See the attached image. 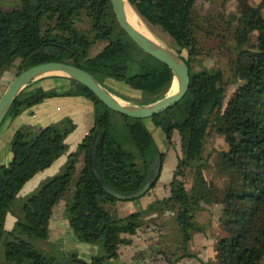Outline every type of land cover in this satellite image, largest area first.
I'll return each instance as SVG.
<instances>
[{"label": "trees", "instance_id": "obj_1", "mask_svg": "<svg viewBox=\"0 0 264 264\" xmlns=\"http://www.w3.org/2000/svg\"><path fill=\"white\" fill-rule=\"evenodd\" d=\"M128 1L146 22L172 38L176 51L187 50V91L174 105L149 117L167 140L173 129L180 135L181 154L169 181V195L119 217L115 207L119 199L107 193L92 174L90 142L95 133L103 134L96 157L100 175L109 187L128 192L144 181L151 147L156 145L151 129L143 118L110 109L77 81L79 89L63 91L29 82L6 116H15L49 96L82 93L93 102L94 123L68 153L61 170L22 198L18 192L23 184L67 150L65 137L74 124L65 116L38 128L22 124L14 131L12 158L7 164L0 163V264H52L61 258L66 260L58 264H108L109 258L118 255L120 244L130 240L123 233H134L146 215L164 211H171L176 224L171 252H164L167 260L172 263L196 256L188 250L189 240L194 231H204L206 225L194 219L195 211L203 208L202 203L215 201L222 205L218 224L224 233L216 238L214 260H201V264H264V16L246 4L236 18L231 31L235 56L230 67L236 89L227 108L221 110L225 94L222 71L193 66L201 53L197 31L204 28L194 12L196 0ZM83 13L89 19L84 29L76 25ZM98 42L103 46L91 54ZM39 47L42 49L37 51ZM134 47L138 46L119 25L110 0H17L11 8L0 5V74L16 59V74L38 62L62 60L87 70L101 83L107 77L123 80L139 89L145 97L143 103H147L166 94L173 75L165 63L145 52L138 56L137 69L129 73L135 60ZM209 129L228 144L216 160V170L227 179L219 199L212 192L213 181L203 174ZM187 168L192 172L189 187L183 179ZM64 197V214L75 237L100 247L90 259L80 258L76 251L61 256L43 252L35 243L47 238L52 207ZM9 211L16 219L7 230L4 222Z\"/></svg>", "mask_w": 264, "mask_h": 264}, {"label": "crops", "instance_id": "obj_2", "mask_svg": "<svg viewBox=\"0 0 264 264\" xmlns=\"http://www.w3.org/2000/svg\"><path fill=\"white\" fill-rule=\"evenodd\" d=\"M105 85L112 84L124 87L127 83L121 79L107 77L104 79ZM31 86H41L44 89L55 88L57 91L69 88L79 89V84L64 75L48 74L38 77L31 81ZM131 88V87H130ZM127 89V88H125ZM129 94L141 92L139 89L131 88ZM4 89L0 85V96ZM68 116L74 124V128L65 137L67 150L59 155L49 166L36 172L29 178L18 192V197L22 198L32 192L48 177L56 174L65 164L68 153L74 150L82 138L89 133L94 123V106L91 99L82 93L60 94L44 98L15 116H5L0 124V163L7 164L12 158L11 139L14 131L22 124H28L34 128L44 126L50 122L57 121L62 117ZM153 123V121H152ZM154 124V123H153ZM154 129L161 133L159 126L153 125ZM176 130V129H173ZM172 130V132H173ZM164 132V131H163ZM175 132V131H174ZM177 132V133H176ZM173 133L175 140L179 138V132ZM166 135L164 134V139ZM163 154L162 165L159 177L153 187L143 195L134 199H119L115 203L116 212L119 217L125 216L130 212L142 210L155 199H161L169 195V181L177 162L176 151L171 148L163 149L158 145ZM82 164L80 160L77 163ZM66 199L61 198L53 207L48 220V235L44 240L37 241L38 247L43 252H52L61 256L69 251H76L80 258L90 259L93 255L100 252L97 244L78 240L71 230L68 219L64 214ZM200 212V211H199ZM202 214V213H198ZM195 212L194 219L200 225H206L204 231H194L189 240L188 250L196 256H184L175 262H169L164 252H171V239L173 232L176 231V224L171 220L172 214L169 212H153L144 217L143 225L139 226L132 234L123 233L124 237L129 238V242L120 244L118 255L107 260L108 264H201V260H214L215 241L218 235L224 232L219 227L218 221L211 217L203 219ZM16 216L13 212H7L4 226L9 230L12 228ZM220 233V234H219ZM162 239H165L164 241ZM167 255V254H166Z\"/></svg>", "mask_w": 264, "mask_h": 264}, {"label": "rangeland", "instance_id": "obj_3", "mask_svg": "<svg viewBox=\"0 0 264 264\" xmlns=\"http://www.w3.org/2000/svg\"><path fill=\"white\" fill-rule=\"evenodd\" d=\"M16 4L17 0H0V5L5 8H11ZM246 4L255 6L258 10V13L264 16V0H246V3L244 5H242L239 0H196L194 6V12L197 20L204 26V28L197 31V36L201 41V53L194 61L193 66L195 68H199L201 66L214 67L222 71L225 94L221 110H225L227 108V103L236 89V83L231 80L230 75L231 62L233 60V57L235 56L231 41V31L233 29L232 27H234V24L237 21L236 18L240 14L242 7ZM139 17L146 24L147 28L160 41H162V44L169 48H175L172 38L165 31H163L156 25L149 24L140 15ZM76 25L79 28H87L89 26L88 17L84 13L81 14ZM103 44V42H98L91 48L90 53L93 54L94 52L98 51L103 46ZM131 50L135 60L132 64V67L128 68L129 73L137 69L138 64L136 61L140 59V57L138 56L145 55L144 51H142L139 47H134ZM180 54L184 57H187V50L185 48H182L180 50ZM18 65L19 59H16L10 69L0 74V85L3 89H5L9 81L15 76ZM51 73H58L62 75L61 72ZM102 83L115 96L124 100L125 103L141 104L144 101L145 97L142 92L137 91L134 94H129V90L127 89H131L132 86L128 83L127 86H125V88L127 89L114 85L112 84V82L108 85H105V81H103ZM152 121L156 126H159L155 123L154 120H152V118L144 119V123L151 128L154 127ZM176 130H173V132L171 133L170 140L164 139L165 133L163 131L159 133L156 129H154L152 131V134L157 146L160 145L161 148L168 149L169 151H171V148H173L176 151V156L178 158L181 154V149L180 135L177 140H175V137L173 136V133H175ZM227 146L228 144L224 140L222 135H219L213 130L209 129V132L204 141L203 158L205 164L203 166V174L206 180L213 181L214 185L212 186V192L216 199L221 198L227 184L226 177L224 175H221L216 170L217 155L220 150L227 149ZM78 169L79 165L76 164L74 176L76 175ZM183 179L185 180L186 186L189 187L192 181V172H190L188 168L185 170ZM64 198L66 199V197ZM202 204H204L203 208L195 211L197 215L199 216L200 214L198 213H202L200 217H202L203 219H209L210 221V214L211 217H214L218 221V215L222 205L216 201L211 204ZM172 221L173 218L171 217V220H169V222L172 223ZM35 243L37 242L35 241Z\"/></svg>", "mask_w": 264, "mask_h": 264}, {"label": "water", "instance_id": "obj_4", "mask_svg": "<svg viewBox=\"0 0 264 264\" xmlns=\"http://www.w3.org/2000/svg\"><path fill=\"white\" fill-rule=\"evenodd\" d=\"M110 1L116 20L118 21L119 25L125 30L127 35L132 39V41L145 53L155 57L170 68L173 75L172 81L175 79L177 82L176 91H174L173 93H168L167 91L163 96L147 103L129 104L125 103L122 99V102L119 101L116 98L117 96H115L109 89H107L103 85V83L99 82L97 78H95V76H93L87 70L67 61L47 60L35 63L22 69L9 81L0 96V124L5 118L12 102L26 84L44 75H61L51 72H61L62 75L67 76L87 86L107 107L131 117L143 119L152 117L153 115H156L159 112L174 105L184 95L190 84L188 65L184 59L185 57L175 49L169 48L164 44H159L140 30H138L135 26H133L129 22V20H127L124 11L125 1L129 3L128 0ZM41 49L42 48L39 47L37 51H40ZM43 49L46 50V48ZM102 136V133H95L92 137L88 149V162L96 181L106 190L107 193L117 197L118 199H134L143 195L151 188L152 185L155 184L160 174L162 156L158 146L153 144L151 147L147 172L141 186L132 191L119 192L109 187L100 175L96 157L99 146L102 142ZM65 260V258H61L54 261L52 264H58Z\"/></svg>", "mask_w": 264, "mask_h": 264}, {"label": "bare ground", "instance_id": "obj_5", "mask_svg": "<svg viewBox=\"0 0 264 264\" xmlns=\"http://www.w3.org/2000/svg\"><path fill=\"white\" fill-rule=\"evenodd\" d=\"M124 11H125L127 20H129V22L133 26H135L138 30H140L145 35L149 36L151 39L155 40L159 44H162L155 38L152 32L147 28L146 24L140 19L136 11L127 1H125V4H124ZM176 89H177V82L174 79L170 85V88L168 89V93H173L174 91H176ZM116 98L122 102L121 98H118V97Z\"/></svg>", "mask_w": 264, "mask_h": 264}]
</instances>
